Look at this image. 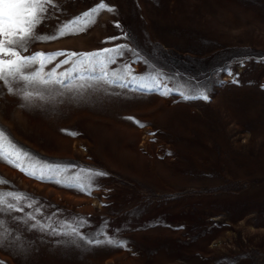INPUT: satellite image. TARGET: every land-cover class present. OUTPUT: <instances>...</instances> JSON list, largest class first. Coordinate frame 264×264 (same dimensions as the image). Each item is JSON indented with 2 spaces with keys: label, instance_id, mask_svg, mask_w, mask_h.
Segmentation results:
<instances>
[{
  "label": "rangeland",
  "instance_id": "rangeland-1",
  "mask_svg": "<svg viewBox=\"0 0 264 264\" xmlns=\"http://www.w3.org/2000/svg\"><path fill=\"white\" fill-rule=\"evenodd\" d=\"M99 2L56 0L39 32ZM104 2L115 12L103 10L86 32L37 42L26 54L98 51L128 43V31L164 71L207 80L209 100L111 88L82 102L24 107L0 92V129L31 154L26 170L45 175L0 160V191L26 193L45 214L83 217L89 234L102 228L127 243L75 249L21 224L26 251L0 247V264H264V0ZM225 65L238 83L214 75ZM42 161L73 167L52 174ZM82 168L107 173L90 194L74 180Z\"/></svg>",
  "mask_w": 264,
  "mask_h": 264
},
{
  "label": "snow or ice",
  "instance_id": "snow-or-ice-1",
  "mask_svg": "<svg viewBox=\"0 0 264 264\" xmlns=\"http://www.w3.org/2000/svg\"><path fill=\"white\" fill-rule=\"evenodd\" d=\"M59 6L56 0H0V92L7 91L8 94L14 95L22 102V106H54L58 103L82 102L94 94H108L111 88L130 89L141 94L178 95L185 101L209 100L207 80L164 71L161 66L141 53L138 46L132 42L133 36L128 31L122 36L128 43L98 51L35 52L27 55L31 46L37 42L47 43L86 32L103 10L115 12L114 8L100 0L89 11L61 23L55 32L41 34L39 28L51 15L50 9ZM116 26L120 27L119 24ZM115 39L118 38L109 37L108 42ZM129 56L132 57L130 61ZM58 57L65 59L49 69L48 66ZM118 60L120 66L113 67L117 65ZM261 63H264V58ZM64 65L69 67L58 71ZM135 65H143L144 70L136 71ZM221 72L232 77V83H238L235 78L237 74L230 65L221 67L214 75ZM136 123L140 128L145 127L139 121ZM68 134L78 135L76 132ZM31 159L30 153L16 145L5 130L0 129V160L32 178L45 179L43 170L37 174L34 165H29L31 171L26 170L24 161ZM41 163L45 164L47 171L52 174L68 172L73 167L43 161ZM106 175L107 173L102 171L82 168L79 173L74 174V180L78 182L76 186L79 190L90 194L94 187H98L99 178ZM56 182L61 183V180L57 179ZM6 183L0 180V185ZM65 186H72L71 181ZM53 215L56 216L55 220ZM41 216H45V220L39 219ZM21 224L26 229L57 238L58 244L75 249L127 246L125 241L112 239L102 228L89 234L84 230L88 221L83 217L61 219L59 210L56 214H45L40 202L34 197L19 191H0V247H16L22 254L26 251L25 242L17 228Z\"/></svg>",
  "mask_w": 264,
  "mask_h": 264
}]
</instances>
